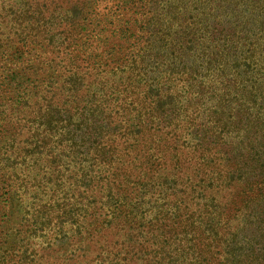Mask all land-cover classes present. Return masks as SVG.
<instances>
[{"label": "trees", "instance_id": "obj_1", "mask_svg": "<svg viewBox=\"0 0 264 264\" xmlns=\"http://www.w3.org/2000/svg\"><path fill=\"white\" fill-rule=\"evenodd\" d=\"M206 1L219 21L224 1ZM197 2L0 6V264H240L244 249L264 251L242 236L264 238L261 138L242 153L264 116L241 109L244 138L220 137L232 118L196 123L197 94L176 75L213 34ZM67 152L63 170L79 164L81 183L66 195L48 161ZM5 156L20 163L10 174Z\"/></svg>", "mask_w": 264, "mask_h": 264}, {"label": "rangeland", "instance_id": "obj_2", "mask_svg": "<svg viewBox=\"0 0 264 264\" xmlns=\"http://www.w3.org/2000/svg\"><path fill=\"white\" fill-rule=\"evenodd\" d=\"M7 1L8 0H0V6ZM219 2H223V5H225L221 6V17H218L219 21L214 18V12H217L218 8L215 11L210 10L209 7L206 6L208 5L206 0H203V3L197 2L199 7H196V5L192 6L194 11H198L201 14L204 12L213 13L206 22L209 24V35L211 33L213 34L209 39L207 38L208 42L205 52L202 53V50H200L201 47L197 48V50L194 51V56L186 59L177 67L176 75L188 77L189 79L186 82L187 86L189 87L192 83L191 85L193 86H191V91L194 95L197 94L196 97H198V99L190 108L195 122L197 123L198 121L204 120L206 123L214 125V123L219 122L218 120L221 117L228 120L231 117L232 120L230 121L233 122H230L232 127L230 129H234V131L228 132L224 130L225 128L220 127L216 129V135L220 137L225 135L224 138L230 136L234 138L235 142H239L242 137L244 138L243 135H246V131H244L241 124L238 123V119L243 116L239 111L241 109L245 111L249 110V112H251L249 113L251 118L257 111L264 116V0H216V3L211 6L215 4L217 6ZM201 16L205 17V15ZM228 19H231V22H228ZM1 36L4 37L5 35L0 34V40ZM38 53L41 55L38 61L50 57L48 55V50L43 51L38 49ZM63 57L64 56L61 55L59 58H56L57 69H62L67 65V60ZM2 65L3 58L0 57V74L2 73ZM47 67L48 66L45 65L41 66L42 70ZM67 69H69V66H67ZM61 72L62 70L58 73ZM52 73L57 75L55 71H52ZM91 73L92 69H84L81 75H91ZM100 75L105 74L101 73ZM227 85H231V87ZM217 101H221L223 106L215 108L213 105ZM216 110L218 111L215 112ZM12 117L15 118L14 115ZM255 119L256 117L251 121L253 124H255ZM1 124H4V121H2ZM214 127H216V125H214ZM10 133H13V130ZM263 134L264 121L262 125H254L251 128V132L247 134L249 138H245V142L243 143L246 149L242 148V153L247 154L250 151L253 153L255 151L254 147H258V144H256L258 139L261 138L262 146L260 154L264 159V153L262 152L264 151ZM9 147L13 149L14 145L11 144ZM55 151H57V148ZM251 153L249 154L250 159H252ZM67 155H69L68 152L61 154L60 158L62 159L61 161L59 160L60 162H53L54 155H51L50 159L52 162L48 161V163L53 166V169L54 166L59 167L56 169L58 170V174H64L62 178L64 183L62 191L66 192V195L77 185L76 180H78V183H81V169L79 164H76V166L72 168L71 163V169L63 170L64 165L65 168L68 167L67 164L72 158ZM19 164L20 163L15 161L13 157L8 159L7 156H5L2 160V165L6 166L9 174L13 170L16 171L15 166H19ZM45 169H43V171ZM59 170H61V172H59ZM257 172V170L254 171V173ZM47 175H49V173H47ZM57 184H59V181ZM247 213H251V210ZM242 236L246 237L247 240L254 237V242L252 243L257 244L254 245L256 249L264 245V238L261 237L260 234L254 236L252 232L245 231ZM115 238L117 239L118 235H116ZM106 248L107 247L98 251L102 253L106 252L103 251L106 250ZM98 251L91 255L95 256ZM256 251L255 254L247 255L250 252L244 249L243 255L240 257V264H256L257 260L264 258V251ZM107 254L108 253L101 255L107 257ZM97 260H99V262L101 261L100 259Z\"/></svg>", "mask_w": 264, "mask_h": 264}]
</instances>
